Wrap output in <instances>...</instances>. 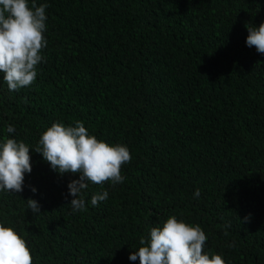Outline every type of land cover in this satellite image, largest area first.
I'll list each match as a JSON object with an SVG mask.
<instances>
[{
    "label": "trees",
    "instance_id": "obj_1",
    "mask_svg": "<svg viewBox=\"0 0 264 264\" xmlns=\"http://www.w3.org/2000/svg\"><path fill=\"white\" fill-rule=\"evenodd\" d=\"M36 3L49 5L44 62L19 92L0 76V138L12 123L36 148L54 122L80 120L132 159L123 184L89 185L87 201L105 190L106 201L73 213L79 174L30 149L32 172L23 192L0 194V220L26 232L33 264H139L129 254L170 215L199 224L226 264H264V55L245 44L264 0Z\"/></svg>",
    "mask_w": 264,
    "mask_h": 264
},
{
    "label": "clouds",
    "instance_id": "obj_2",
    "mask_svg": "<svg viewBox=\"0 0 264 264\" xmlns=\"http://www.w3.org/2000/svg\"><path fill=\"white\" fill-rule=\"evenodd\" d=\"M47 3L36 0H0V76L9 92L30 87L37 79L38 65L44 62L43 49L48 46ZM247 47H255L264 55V22L259 26L246 25ZM9 137L0 138V194L21 193L25 174L32 172L30 149L39 153L53 171L60 175L79 174V179L67 185L72 197L71 211L84 212L87 204L96 207L109 198L108 191L92 194L86 199L90 184L115 186L123 184V165L132 159L126 144L98 139L85 127L83 121L65 124L56 121L43 131L38 147L32 148L12 134L15 125L6 126ZM31 191L37 193L32 186ZM200 197V190L194 192ZM27 209L40 214V204L29 198ZM208 236L199 224H191L176 215H170L162 224L151 227L147 237H141L140 246L129 254L130 261L139 264H226L222 254L206 251ZM34 256L26 232L19 231L5 220H0V264H33Z\"/></svg>",
    "mask_w": 264,
    "mask_h": 264
}]
</instances>
